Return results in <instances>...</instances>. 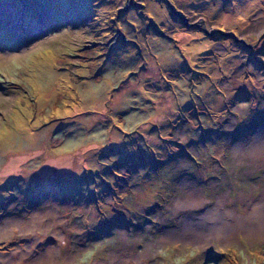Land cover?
I'll list each match as a JSON object with an SVG mask.
<instances>
[{"label":"rangeland","instance_id":"obj_1","mask_svg":"<svg viewBox=\"0 0 264 264\" xmlns=\"http://www.w3.org/2000/svg\"><path fill=\"white\" fill-rule=\"evenodd\" d=\"M166 1L0 0V264H264V0Z\"/></svg>","mask_w":264,"mask_h":264},{"label":"flooded vegetation","instance_id":"obj_2","mask_svg":"<svg viewBox=\"0 0 264 264\" xmlns=\"http://www.w3.org/2000/svg\"><path fill=\"white\" fill-rule=\"evenodd\" d=\"M167 3H168V0L166 1ZM243 44V45H242ZM249 45H252V44H249ZM239 46H242L244 49H247V50H252L254 47H253V45L252 46H248V44H244V42L242 43H239V45H238V47ZM241 47H239L238 49H240ZM250 76H252V77H254L255 79H257V82H258V85H259V83H261V81L262 82H264V64H262L261 65V67L260 68H258V70H256V71H254V72H252L251 74H250ZM256 76V77H255ZM240 85V84H239ZM236 86V88H237V90H238V92L239 91H242L243 93L245 92L244 91V89L243 88H241L240 86H238V84L237 85H235ZM245 94V93H244ZM247 94V93H246ZM245 96V99H247L249 96H247V95H244ZM256 99L257 100H259V101H257V105L260 103V101L262 100V99H264V98H261L260 99V96L259 95H257L256 96ZM232 103H230L229 105H231ZM263 105H264V103H263ZM253 114L250 116V118L251 119H253ZM256 118L258 119V116H256ZM254 120V119H253ZM255 122H258V120H255ZM245 126L244 127H238V133L240 134V133H242V132H244V130H247L248 131V127H247V122H246V124H244ZM245 133V132H244ZM226 135H228L227 133H226ZM219 137H222V135H221V133L219 134ZM218 137V138H219ZM217 138V139H218Z\"/></svg>","mask_w":264,"mask_h":264},{"label":"bare ground","instance_id":"obj_3","mask_svg":"<svg viewBox=\"0 0 264 264\" xmlns=\"http://www.w3.org/2000/svg\"><path fill=\"white\" fill-rule=\"evenodd\" d=\"M13 258V257H12ZM46 259V258H45ZM49 259V258H48ZM12 260V259H11ZM41 260V259H40ZM15 262V261H14Z\"/></svg>","mask_w":264,"mask_h":264}]
</instances>
